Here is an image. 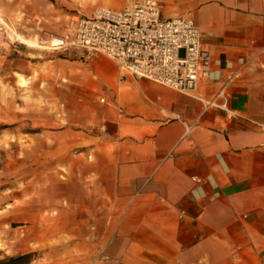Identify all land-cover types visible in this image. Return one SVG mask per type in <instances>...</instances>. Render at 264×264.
Wrapping results in <instances>:
<instances>
[{"label": "crops", "instance_id": "0c3cea01", "mask_svg": "<svg viewBox=\"0 0 264 264\" xmlns=\"http://www.w3.org/2000/svg\"><path fill=\"white\" fill-rule=\"evenodd\" d=\"M174 16H190L212 53L197 94L98 72L114 108L84 188L108 212L101 264H264V0H166ZM71 226L50 257L88 264L96 233Z\"/></svg>", "mask_w": 264, "mask_h": 264}, {"label": "rangeland", "instance_id": "374dc122", "mask_svg": "<svg viewBox=\"0 0 264 264\" xmlns=\"http://www.w3.org/2000/svg\"><path fill=\"white\" fill-rule=\"evenodd\" d=\"M110 5L0 0V258L31 253L32 264H63L47 246L66 234L64 224L69 232L77 224L96 233L97 256L88 264L109 260L104 198L84 188V176L90 145L107 139L101 127L113 107L98 72L117 64L61 41L79 17Z\"/></svg>", "mask_w": 264, "mask_h": 264}, {"label": "built area", "instance_id": "2783aa9c", "mask_svg": "<svg viewBox=\"0 0 264 264\" xmlns=\"http://www.w3.org/2000/svg\"><path fill=\"white\" fill-rule=\"evenodd\" d=\"M165 1L125 0L120 9L99 7L79 17L75 37L61 45L82 50L88 57L103 55L137 80L195 95L211 78L212 53L190 16L163 17Z\"/></svg>", "mask_w": 264, "mask_h": 264}, {"label": "trees", "instance_id": "16d2710c", "mask_svg": "<svg viewBox=\"0 0 264 264\" xmlns=\"http://www.w3.org/2000/svg\"><path fill=\"white\" fill-rule=\"evenodd\" d=\"M33 254H21L0 258V264H32Z\"/></svg>", "mask_w": 264, "mask_h": 264}, {"label": "bare ground", "instance_id": "6f19581e", "mask_svg": "<svg viewBox=\"0 0 264 264\" xmlns=\"http://www.w3.org/2000/svg\"><path fill=\"white\" fill-rule=\"evenodd\" d=\"M106 1H107V3H110L112 0H106ZM0 21L4 22V20H3L2 17H1V15H0ZM22 38H23V37H22ZM22 42L28 45L27 40H23ZM29 45H31V46H35L34 44H29Z\"/></svg>", "mask_w": 264, "mask_h": 264}]
</instances>
